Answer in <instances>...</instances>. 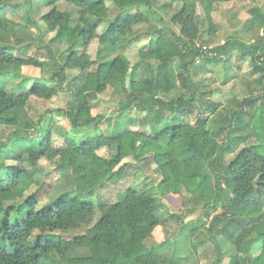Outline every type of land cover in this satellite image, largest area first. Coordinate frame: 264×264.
<instances>
[{
	"label": "trees",
	"instance_id": "16d2710c",
	"mask_svg": "<svg viewBox=\"0 0 264 264\" xmlns=\"http://www.w3.org/2000/svg\"><path fill=\"white\" fill-rule=\"evenodd\" d=\"M34 1L50 9L40 26L34 23L37 37L24 31L14 41L10 34L16 30L0 18V127L34 129L32 136L17 135L0 149V159L29 164L0 166V264H178L167 259L164 243L149 240L163 224L162 199L184 193L203 209L195 225L206 227L217 244L214 264H264V12L257 7L250 12L261 31L256 40L235 33L211 47L204 37L215 33V6L234 0H27L26 12ZM61 3L71 9H60ZM110 6L117 15L100 33L109 23ZM199 6L209 21L206 33ZM156 7L178 10L167 20ZM144 25L148 29L137 32ZM12 40L16 48L9 47ZM95 40L96 62L88 52ZM133 41L146 42L139 52L144 63L132 65L125 55ZM32 46L39 57L29 56ZM245 64L257 91L236 97L214 131L211 119L222 115L225 105L216 98L217 87L240 80ZM197 65L208 71V80H195ZM217 65L223 66L221 77L213 74ZM24 67L47 75L26 78L33 81L30 90L9 92L6 77H22ZM99 73L103 87L120 96L113 116L92 114L102 91H90L89 84ZM60 93L69 96L62 114L72 132L114 120L112 133L80 141L67 134L64 145L56 147L51 123L44 116L29 120L25 112L31 97L52 100ZM132 111L139 118L128 117ZM137 123L148 130L125 127ZM102 149L110 151L109 158L98 154ZM129 155L155 165L159 181L129 187L116 203L95 204L90 198L120 176ZM41 160L54 163L73 187L44 206L38 191L27 194L42 186ZM97 210L99 219L85 235L63 239L89 224ZM184 217L171 214L169 220L180 224ZM222 244L232 247L228 263ZM79 249L88 256L72 257Z\"/></svg>",
	"mask_w": 264,
	"mask_h": 264
},
{
	"label": "rangeland",
	"instance_id": "374dc122",
	"mask_svg": "<svg viewBox=\"0 0 264 264\" xmlns=\"http://www.w3.org/2000/svg\"><path fill=\"white\" fill-rule=\"evenodd\" d=\"M3 1H5L6 4H3ZM26 1L27 0H0V3H2L0 4V18H6L10 21L8 28L13 27V29L16 30V34H10V36H13L14 41L16 37H22L24 31L27 33L26 36L29 38L37 37L38 28L34 26V23L40 26V17L45 12L50 10L42 1H34L35 3L32 9L26 12ZM59 7L63 10L67 6L64 3H61ZM255 7L260 8L264 12V0H234L230 3L215 6L212 13V19L216 28L215 33L212 36L206 34L204 38L212 41V43H210L211 47L223 43L227 38L233 36L235 33L239 36L241 35L247 42L256 40L261 31L258 29V25L254 23L250 13ZM67 8L71 9L69 7ZM176 10H178V7H175L168 13L161 10L159 11L162 15H165V18L168 20ZM198 14L201 21L200 28L202 32L206 33L209 28V21L207 20L205 11L201 6L198 7ZM116 15L115 9L110 6V13L108 16L109 23H106L100 28V33H103L109 25L113 24ZM25 16H27L29 21L25 20ZM146 29H148L147 25L136 28L137 32L142 30L144 31ZM13 40L11 41L12 44L9 45V47L16 48ZM145 43L146 42L136 44L135 41H133L127 48L125 55L128 57L132 65L139 60H141L142 63L145 62L144 58L139 55L140 48ZM1 44H3V42L0 40V45ZM98 48L99 42L98 40H95L88 49L92 61L96 62L97 60ZM40 55L41 52L38 51L35 46H32L29 51V56L39 57ZM236 62L237 58L234 57L231 65L236 67ZM244 66L245 67L241 72L242 76L240 80H236L226 87H220V85L217 87L220 88V95L216 96V98L221 97L225 105L224 108L220 110L222 111L223 118L222 115L218 114L213 116L211 119V128L214 131L218 130L223 124L224 116L228 110L235 106L233 100L236 97L241 98L257 91L256 88H258V86L254 82V79L249 75L250 67L247 66V64ZM96 70L97 63L96 65H93L91 73H95ZM222 70L223 66L217 65L214 67L213 74L219 73V76L221 77ZM192 71L195 75L196 81L208 80L209 73L201 65H197L194 69H192ZM21 74L22 77L12 75L6 77L7 81L5 82V88L9 90V92L20 94L24 89V92L27 89L30 90L33 81H26V78L33 80L46 76L47 72H42L40 69L24 67L21 70ZM101 75L102 73H99V75L93 74L89 84L90 91H102L99 99L93 104L92 114L94 116L104 115L109 117L113 116L112 114L116 112V106L120 100V96L115 94L112 88L109 87L105 89L103 87V76ZM24 84H26V86L22 89ZM68 101L69 96L67 93H60L52 100H43L31 97L28 102L25 115L29 120L33 121H38L42 116H44L45 120H47L48 123H51L53 141L56 147H62L64 145L65 138L63 136L67 134H69V136H75V140L80 141L88 136L96 135L98 133H103L105 135L112 133L113 127L115 126L114 120H111L110 124L104 122L99 125L98 128H83L79 130L77 134L72 132L68 121L62 114L67 109ZM128 117L134 119L139 118L134 111H132ZM27 118L25 117V119ZM191 121L193 122V119H191ZM44 123L45 122H43L42 125H44ZM120 123L124 124L125 122L120 121ZM125 127L134 131L148 130L147 128H141L138 123L133 126L126 125ZM33 133L34 129L29 127H22L20 129L16 127H0V149H3L1 148L3 144H10L13 138L17 137V135H21V137L26 136V134L32 136ZM20 144V146L25 149L26 144ZM98 154L104 158H109L111 155L108 149H102L98 152ZM124 163L127 164V167L123 169L120 176L116 177L113 182L106 184L102 187V189L98 190L94 196L90 198V200L95 202L97 205L101 203L113 204L118 201L119 195L123 194L129 187H138L143 186L146 183L150 184L153 181L157 183L159 181L158 175L155 173V165L147 163L146 161L137 162L131 155L128 156ZM13 164L17 165L14 161H4L0 159V166ZM20 165H25L28 168L29 164H27L26 161L22 162V164L18 162L17 166ZM1 171L2 169H0V175L2 174ZM38 176L42 182V186L40 187L39 185H34L27 194L38 191L41 198L40 206L49 204L58 195H60L63 190H73L70 180L67 177H63V175L56 170L54 163L41 160L39 163ZM100 214V211L97 210L94 218L89 224L83 225L82 228L75 232L64 234L63 239L73 240L77 236L85 235L87 231L97 222ZM160 214L162 215L163 224L154 231L153 238L149 241L151 243L158 244L164 243V253L167 259L175 262L178 259V264H214L217 258V244L210 237L206 227L203 226V228L201 227L198 229L195 225V223L201 218L200 216L203 214V209L199 206V204L196 206L193 205L191 197L186 193L176 196L170 195L162 199ZM171 214L185 216L183 222L177 224L170 221L169 216ZM192 229H195L193 234L190 233ZM222 248L226 256L225 262L228 263L232 247L222 244ZM88 254L87 250L79 249L73 252L71 256L77 258L88 256Z\"/></svg>",
	"mask_w": 264,
	"mask_h": 264
}]
</instances>
